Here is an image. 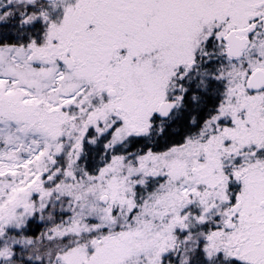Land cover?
Returning <instances> with one entry per match:
<instances>
[{"label":"snow or ice","instance_id":"6c2138e0","mask_svg":"<svg viewBox=\"0 0 264 264\" xmlns=\"http://www.w3.org/2000/svg\"><path fill=\"white\" fill-rule=\"evenodd\" d=\"M0 264H264V0H0Z\"/></svg>","mask_w":264,"mask_h":264}]
</instances>
